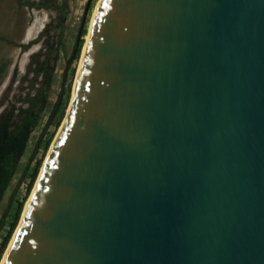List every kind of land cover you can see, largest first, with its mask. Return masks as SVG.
Here are the masks:
<instances>
[{
    "label": "water",
    "instance_id": "water-1",
    "mask_svg": "<svg viewBox=\"0 0 264 264\" xmlns=\"http://www.w3.org/2000/svg\"><path fill=\"white\" fill-rule=\"evenodd\" d=\"M3 264H264V0L99 1Z\"/></svg>",
    "mask_w": 264,
    "mask_h": 264
},
{
    "label": "rangeland",
    "instance_id": "rangeland-1",
    "mask_svg": "<svg viewBox=\"0 0 264 264\" xmlns=\"http://www.w3.org/2000/svg\"><path fill=\"white\" fill-rule=\"evenodd\" d=\"M89 1L90 4L88 6ZM99 1L0 0V66H5L4 74H0V112L6 107H10L13 103L20 105L21 99L28 93H31L30 95L34 94L35 89L31 87V82L35 79L33 69L37 65L35 58H38L37 53L39 50L45 51L48 48L46 53L48 52L54 64L48 107L31 133L26 151L20 157L16 172L0 204L1 250L3 241L16 215L18 205L21 201H24V209L9 244L0 256V264L3 262L19 227L25 207L31 198L41 169L68 113L74 95L84 47ZM84 24H86L88 33L83 37L85 43L81 56L76 62L70 64L69 67L68 59L74 50L79 38V32ZM47 28H49L48 33L45 32ZM47 34L49 35V40ZM47 40L49 42L45 46ZM43 58L44 55L39 56L40 60H43ZM67 68L68 80L63 86L62 80ZM73 69L74 73L72 77L71 72ZM41 80L42 77L40 75L36 80V87L41 84ZM69 84L71 85L70 96L64 109ZM58 101H60V104L54 113V108ZM52 114H54L53 117ZM49 123L50 125L48 126ZM52 133V140L44 151L46 141ZM40 159L42 162L37 179L28 193L32 173ZM14 194L13 202H10ZM7 208H9V213L4 219V213Z\"/></svg>",
    "mask_w": 264,
    "mask_h": 264
},
{
    "label": "trees",
    "instance_id": "trees-1",
    "mask_svg": "<svg viewBox=\"0 0 264 264\" xmlns=\"http://www.w3.org/2000/svg\"><path fill=\"white\" fill-rule=\"evenodd\" d=\"M48 30L49 28H47L45 32L48 33ZM87 33V27L86 24H84L79 32V38L75 44L74 50L70 58L68 59L69 67L70 64L76 62L80 58L85 43L83 37ZM47 36L49 40V35L47 34ZM48 40L46 41L47 43L45 46L48 45ZM47 49L48 48H46L45 51L39 50L37 53L38 58H35V60L37 61V65L33 69V71L35 72V79L31 82V87L35 89L34 94L30 95L31 93H28L21 99L20 105H16L15 103H13L10 107H6L3 111L0 112V204L4 198L7 187L16 172L20 157L26 151L31 133L33 129L38 125L42 114L48 107V99L54 74V64L52 63V59L49 56L48 52L46 53ZM41 55H44L43 60L39 59V56ZM4 72L5 66L1 65L0 74H4ZM71 73V76L73 77L74 69ZM40 75L42 77L41 84L36 87V80ZM67 80L68 68L62 80L63 86L66 84ZM70 86L71 85L69 84V89L65 97L64 109L70 96ZM23 102L26 103V105H24ZM58 103L59 101L54 108V113L59 106ZM53 116L54 114H52V117ZM49 125L50 123L48 124V126ZM52 136L53 133L46 141L44 151L47 149L49 143L51 142ZM41 162L42 160L40 159L34 169V172L32 173L28 193L30 192L31 187L34 184V181L37 179L39 169L41 167ZM14 196L15 194L13 195L10 202H13ZM23 209L24 201H21L18 205V209L11 223L10 229L3 241V247L0 250V256L10 242L13 231L17 225ZM8 213L9 208L5 210L4 219L6 218Z\"/></svg>",
    "mask_w": 264,
    "mask_h": 264
},
{
    "label": "bare ground",
    "instance_id": "bare-ground-1",
    "mask_svg": "<svg viewBox=\"0 0 264 264\" xmlns=\"http://www.w3.org/2000/svg\"><path fill=\"white\" fill-rule=\"evenodd\" d=\"M91 29V28H90ZM89 37H90V33H89V36H88V39H89ZM88 39H87V41H88ZM87 41H86V43H87ZM79 70H80V67H79ZM78 73H79V71H78ZM77 77H78V75H77ZM76 81H77V79H76ZM75 87H76V83H75ZM74 91H75V88H74ZM74 96V95H73ZM63 125V124H62ZM60 132V131H59ZM58 136V135H57ZM56 136V137H57ZM55 140H56V138H55ZM53 144H54V142H53ZM52 148V147H51ZM48 157V156H47ZM30 200V199H29ZM28 203H29V201H28ZM28 203H27V205H28ZM26 205V206H27ZM20 225V224H19ZM19 228V227H18ZM17 231H18V229H17ZM17 231H16V233H17ZM16 233H15V235H16ZM15 235H14V237H15ZM14 237H13V240H14ZM13 240L11 241V244H10V246H9V248H8V250L10 249V247H11V245H12V243H13ZM8 252V251H7ZM7 254V253H6ZM5 257H6V255H5ZM5 257H4V259H5ZM4 259H3V262H4ZM3 262L1 263V264H3Z\"/></svg>",
    "mask_w": 264,
    "mask_h": 264
}]
</instances>
